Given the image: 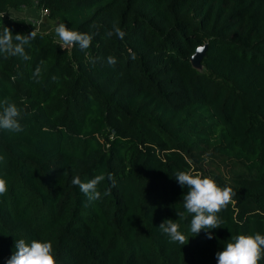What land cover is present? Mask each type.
I'll list each match as a JSON object with an SVG mask.
<instances>
[{"label":"trees","instance_id":"obj_1","mask_svg":"<svg viewBox=\"0 0 264 264\" xmlns=\"http://www.w3.org/2000/svg\"><path fill=\"white\" fill-rule=\"evenodd\" d=\"M21 8L94 35L81 50L36 31L29 60L0 54V111L15 103L23 128L0 130V264L17 239L50 241L57 264H217L234 237L264 235V0H0V31H33ZM179 171L232 188L220 228L190 231ZM97 174L89 202L71 180Z\"/></svg>","mask_w":264,"mask_h":264},{"label":"clouds","instance_id":"obj_2","mask_svg":"<svg viewBox=\"0 0 264 264\" xmlns=\"http://www.w3.org/2000/svg\"><path fill=\"white\" fill-rule=\"evenodd\" d=\"M3 15V14H0ZM55 34L59 39L61 48L78 46L81 50H87L93 40L94 34L79 32L66 27L64 23H58L55 26ZM116 35L123 39L125 33L117 26L109 31L107 36ZM37 36L36 30L31 33L13 35L11 29L3 26L0 31V54L7 57H22L29 60L30 57L25 52V46L30 44ZM135 59V55L132 56ZM95 64V60L91 59ZM43 63V61L41 62ZM107 63L115 66L117 60L114 56L107 57ZM41 67L38 65L33 77L39 82ZM21 112L15 103L5 101L3 110L0 111V130L10 133H20L23 128L20 123ZM4 158L0 156V160ZM108 180L115 186V180L111 173L108 174ZM175 179L188 190L183 195V208L186 213L191 214L190 231L197 235L202 229L211 230L220 228L221 220L217 213L225 209L232 203L234 195L231 187H221L214 179L201 174H191L187 171H179ZM105 180L104 174H97L90 180L84 182L80 176H74L71 183L77 186L89 202H94L101 197L98 185ZM7 181L0 178V195L7 192ZM107 195V192H105ZM185 212L176 211L177 216H184ZM158 228L163 234H166L172 242H179L181 245L188 243V238L179 230L180 226L172 219L164 220ZM208 239H212L209 232ZM187 239V243H185ZM262 254H264V235L256 233L255 235L240 234L234 237L233 242H229L222 251L216 253L217 264H259ZM7 264H57L53 253L52 243L40 240H32L27 243L24 239H17L15 242V251L7 260Z\"/></svg>","mask_w":264,"mask_h":264},{"label":"rangeland","instance_id":"obj_3","mask_svg":"<svg viewBox=\"0 0 264 264\" xmlns=\"http://www.w3.org/2000/svg\"><path fill=\"white\" fill-rule=\"evenodd\" d=\"M26 13H25V15L27 16ZM15 16H20V14H18V15L15 14ZM28 17L30 19H33L35 21V22H33V27H32L33 30L43 31V32L55 34L54 29H55V26L57 24L53 20H49L48 18H45V17L42 18L41 21H39V19H40V12H38L36 9H31L30 10V14L28 13ZM58 41H59V39H58Z\"/></svg>","mask_w":264,"mask_h":264},{"label":"water","instance_id":"obj_4","mask_svg":"<svg viewBox=\"0 0 264 264\" xmlns=\"http://www.w3.org/2000/svg\"><path fill=\"white\" fill-rule=\"evenodd\" d=\"M207 45L198 47L190 58V62L195 69L201 70V60L205 54Z\"/></svg>","mask_w":264,"mask_h":264},{"label":"crops","instance_id":"obj_5","mask_svg":"<svg viewBox=\"0 0 264 264\" xmlns=\"http://www.w3.org/2000/svg\"><path fill=\"white\" fill-rule=\"evenodd\" d=\"M32 8H29V9H25V8H21L19 11H15V12H12V16L14 17H18V18H23V19H27V20H32V22H35L33 19H30L28 17V13L30 14V10ZM28 11V12H27ZM27 12V13H26ZM25 13L27 14V16L25 15ZM15 14H20V16H15ZM34 31V30H33Z\"/></svg>","mask_w":264,"mask_h":264},{"label":"built area","instance_id":"obj_6","mask_svg":"<svg viewBox=\"0 0 264 264\" xmlns=\"http://www.w3.org/2000/svg\"><path fill=\"white\" fill-rule=\"evenodd\" d=\"M46 16H47V11L46 10H43L42 12H40V19H39V21H41L42 18H44ZM67 48H69V47H67Z\"/></svg>","mask_w":264,"mask_h":264}]
</instances>
